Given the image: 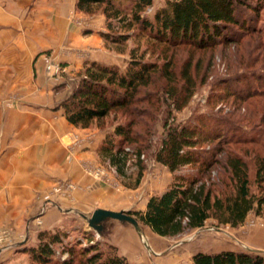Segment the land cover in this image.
<instances>
[{"label":"rangeland","instance_id":"1","mask_svg":"<svg viewBox=\"0 0 264 264\" xmlns=\"http://www.w3.org/2000/svg\"><path fill=\"white\" fill-rule=\"evenodd\" d=\"M26 1L37 4L17 8L14 0H11L12 5H7L8 0H0V7L5 10V17L0 14V130L4 128L2 119L12 104L37 105L51 102L54 109L63 112L58 104L69 95L82 76L87 61L115 64L125 70L133 54H142L145 60H159V64H162L165 53L166 57L172 59L178 82L182 84L184 81L180 78V70L185 65L189 67L194 82L190 99L181 110L173 111L172 115L177 122H189L190 125H194L197 118L203 119L205 124L208 122L206 130L211 132L213 139L199 144L195 149L209 160L215 152L214 147L219 137L224 139L247 134L253 136L256 143H244L235 148L245 156L249 164L251 191L256 190V184L252 181L253 158L256 155H264V127L260 130L256 128L259 124V114L252 110L249 104L234 101L230 94L220 93L227 92L226 88L233 91L239 86L246 91H249L248 86L251 89H264V0H251L252 3L258 4V11L251 12L250 20L247 18L249 31L244 33L240 41L206 49L189 46L167 48L161 42H153L135 27L132 29L131 38L125 44L111 43L105 40L102 34L118 35L124 28L119 26L118 20L113 17L107 20L102 6L90 12H82L75 9L76 0H55V4H63L60 11L55 9L52 13L49 10L41 11L40 7L36 10L39 0ZM165 1L153 0L152 6L142 15L152 17L154 10ZM47 2L49 3V0ZM33 31L42 38L43 43L47 41L48 46H29L26 41L30 40ZM40 56L44 59L43 68L36 67ZM49 64L60 67L57 74L48 72ZM155 76L156 85L162 87L169 83L167 78L158 77L156 74ZM162 112L153 109L152 118L148 120L150 135L140 133L144 139H149V144L140 157L144 167L138 184L135 183L137 166L134 157V160L128 162L126 175L120 176L96 152L105 134L112 131L117 122L125 121L130 116L123 112L116 115L113 113L106 118L104 125L97 126L93 123L87 128L89 132L71 133V153L75 147L84 144L82 136H88V141L96 142V161H86L85 166L93 179L102 181L109 188L106 190L109 193L90 206L63 205L56 201L49 204L44 201L37 212L31 213L29 209L25 212L24 221L19 227L8 221L0 224V233L5 231L8 234V238L0 242V264H32L26 250L37 244V234L41 230L63 231L69 235L70 240L79 239L82 245L97 243L103 249L113 245L115 251L125 256L131 264H189L192 255L198 251L217 252L230 248L244 251L241 235L243 232L247 233V229L264 227V219L260 216L249 214L246 221L236 227L216 226L215 220L208 219L204 226L185 230L176 236H159L149 227L139 223L142 229L140 233L131 223L113 218L102 222L100 233L88 225L87 218L93 211L104 208L101 204L116 211L133 213L144 210L148 198L166 189L176 175H201L197 163L171 173L166 166L156 161L155 152L163 137ZM204 114H210V118L201 116ZM136 128L141 129L138 125ZM3 136L0 131V143L4 146L2 150H9L13 136L6 135L4 141ZM223 146L226 147V144ZM216 157L222 160L224 155L218 153ZM225 176V171L218 163L203 172V177L213 182L226 179ZM220 185L221 187L216 186V189L225 191V184ZM73 187L74 184L68 181L58 182L52 185L49 193L69 196ZM4 191L5 188L0 189V193ZM39 192L37 191L38 194ZM14 193L15 190L6 189L8 202ZM16 211L18 209L13 207L14 215ZM46 213L48 215L45 217ZM131 216L135 218L134 215ZM243 226L244 229L241 230ZM142 233L146 241L142 240ZM67 257L66 252L61 253L57 249L56 257L49 264H61Z\"/></svg>","mask_w":264,"mask_h":264},{"label":"trees","instance_id":"2","mask_svg":"<svg viewBox=\"0 0 264 264\" xmlns=\"http://www.w3.org/2000/svg\"><path fill=\"white\" fill-rule=\"evenodd\" d=\"M152 4L153 0H76L75 9L90 12L102 6L107 20L117 19L124 31L118 35L102 34L111 43L125 44L135 27L153 42H161L167 48L189 46L197 49L237 43L249 31L247 18L250 20L251 12L258 11V4L251 0H166L154 10L152 17L142 15ZM163 55V63L159 64V60H145L144 55L133 54L125 70L115 64L85 62L82 76L58 104L65 119L75 127L88 128L93 123L104 125L113 113L123 112L130 116L117 122L113 130L105 134L96 152L120 176L126 175L128 162L134 157L137 166L135 183L138 184L144 167L140 157L149 144V139H144L140 133L150 135L151 111H163V137L155 152L156 161L171 173L197 163L201 175H176L166 189L148 198L144 210L127 212L157 235L176 236L204 226L208 219L215 220L216 226L230 227L243 224L249 214L264 219V155L253 158L252 181L256 190L251 191L249 164L235 148L257 141L248 134L219 137L211 159L202 156L195 148L213 139L211 132L206 130L208 122L205 124L203 119L197 118L196 123L190 125L189 122H177L172 115L173 111L181 110L193 94L194 82L189 67L185 65L180 70V78L184 80L180 84L172 59ZM155 74L167 78L169 83L162 87L156 85ZM248 87L249 91L240 86L233 91L226 88L227 92L221 91L220 95L230 94L234 101L249 104L259 114V124L255 127L260 130L264 127V89ZM201 116L210 118V114ZM137 125L143 132L136 128ZM218 153H223L222 160L217 159ZM217 163L225 171L226 179L213 182L203 177V172ZM222 183L225 191L217 190L216 186L221 187ZM37 240L35 246L26 250L32 264L51 263L57 249L68 254L61 264H131L115 251L113 245L107 249L97 243L82 245L79 239L70 240L63 231L41 230ZM189 264H264V254L230 249L198 251L192 255Z\"/></svg>","mask_w":264,"mask_h":264},{"label":"crops","instance_id":"3","mask_svg":"<svg viewBox=\"0 0 264 264\" xmlns=\"http://www.w3.org/2000/svg\"><path fill=\"white\" fill-rule=\"evenodd\" d=\"M8 1L7 5H12L11 0ZM39 1L36 10L40 7L41 11L49 10L52 13L55 9L60 11L63 4L57 5L55 0H49V3L47 0ZM14 3L17 8L30 4L26 0H14ZM36 4L31 1L29 6ZM4 11L0 7V14L5 17ZM31 33L30 40L26 41L29 46H48L47 41L43 43L36 32ZM43 63L44 59L40 56L36 67L43 68ZM14 105L12 104L9 112L5 113L2 119L4 128L0 130L1 134H4L3 141L6 135L13 136L9 150H2L4 146L0 143V189L5 188V191L1 192L3 195H0V224L8 221L19 227L24 221L25 212L28 209L31 213L37 212L44 201L49 204L56 201L63 205L90 206L109 193L106 191L109 188L102 181L93 179L85 166L86 161H96V142L88 141V136H82L84 144L75 147L71 153V135L74 132H89L87 128L79 129L70 125L63 112L54 109L51 102ZM66 181L74 184L69 196L49 193L52 185ZM10 188L15 190V193L8 202L6 189ZM37 191H40L39 194ZM13 207L18 209L15 215ZM101 207L112 209L105 204H101ZM47 215L46 213L45 217ZM243 229L244 226L241 230ZM241 237L244 250L264 254V227L247 229V233L243 232Z\"/></svg>","mask_w":264,"mask_h":264},{"label":"water","instance_id":"4","mask_svg":"<svg viewBox=\"0 0 264 264\" xmlns=\"http://www.w3.org/2000/svg\"><path fill=\"white\" fill-rule=\"evenodd\" d=\"M108 218H113L117 219L120 221H127L134 225V227L141 233L142 229L139 226L138 221L132 217L130 214L123 210H110V209H105V208H97L93 211L91 216L87 218L88 225L96 230L98 233H100L102 227H103V221L108 219Z\"/></svg>","mask_w":264,"mask_h":264},{"label":"built area","instance_id":"5","mask_svg":"<svg viewBox=\"0 0 264 264\" xmlns=\"http://www.w3.org/2000/svg\"><path fill=\"white\" fill-rule=\"evenodd\" d=\"M47 70L48 72L51 74V72L54 73H58V71L60 70V67L58 66H54L53 64H49L47 66ZM8 238V234L7 232L3 231L0 233V242H3L4 240H6Z\"/></svg>","mask_w":264,"mask_h":264},{"label":"bare ground","instance_id":"6","mask_svg":"<svg viewBox=\"0 0 264 264\" xmlns=\"http://www.w3.org/2000/svg\"><path fill=\"white\" fill-rule=\"evenodd\" d=\"M141 238H142L143 241H146L144 236H143V233L141 234Z\"/></svg>","mask_w":264,"mask_h":264}]
</instances>
